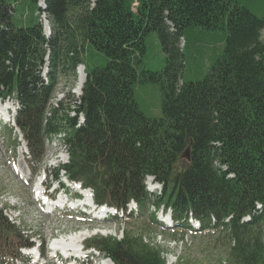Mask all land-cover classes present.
I'll list each match as a JSON object with an SVG mask.
<instances>
[{
    "label": "trees",
    "instance_id": "obj_1",
    "mask_svg": "<svg viewBox=\"0 0 264 264\" xmlns=\"http://www.w3.org/2000/svg\"><path fill=\"white\" fill-rule=\"evenodd\" d=\"M28 7L32 26L14 22L18 2ZM45 0L52 36L38 23V0H0V98L17 93L16 123L36 161L44 154V113L57 75L84 63L90 51L107 65L89 70L81 104L85 124L69 120L71 179L94 189L96 202L121 209L138 203L144 216L152 201L146 177L162 185L155 204L166 205L176 221L192 213L207 225L234 217L232 258L238 264H263L264 212L248 224L241 219L257 203L264 207V6L252 0ZM155 33L166 57L161 72L142 66L145 40ZM183 42V47L181 44ZM50 50V83L40 77ZM212 53L210 71L200 82L187 81L192 59ZM86 55V56H85ZM137 83L159 85L162 117L139 108ZM1 87L3 90H1ZM190 148L189 160L181 159ZM217 163V167H215ZM227 167V171L221 170ZM221 168V169H220ZM233 175V177H229ZM28 246L0 214V264L20 258ZM114 264H165L141 238L95 240Z\"/></svg>",
    "mask_w": 264,
    "mask_h": 264
},
{
    "label": "built area",
    "instance_id": "obj_2",
    "mask_svg": "<svg viewBox=\"0 0 264 264\" xmlns=\"http://www.w3.org/2000/svg\"><path fill=\"white\" fill-rule=\"evenodd\" d=\"M42 1L40 9L44 11L46 5L44 0ZM95 4L96 1L92 0V7ZM138 7L139 1L131 0L133 14H137ZM40 22L43 26L48 25L45 13L42 14ZM48 36L49 33H47ZM47 74L48 63L41 69V77L46 84H48ZM70 78L73 80L69 96L72 95L77 101H73V104L68 105L69 110H65L64 101L68 97L67 93H63L65 95L63 98H59L56 89L51 96L45 110L43 125L44 127L52 125L55 129L45 137V155L40 165L42 169L37 176L32 174L27 164L32 161V157L23 136L17 128L15 129V139L12 141L17 146L10 147L5 163L13 176L20 182L19 185L26 194H14L15 197L0 198V211L20 231L25 240L36 246V249L45 242L51 256L55 253L62 255L63 252H66V256L69 258L77 257L78 264L86 261L89 256H91L90 264H112L110 259L96 250L84 252L83 244L97 236L112 237L119 242L122 241L125 235L127 215L137 213L138 208L134 202L127 205L126 210L98 205L95 202L93 190L86 189L81 182L70 179L66 170L70 164V145L67 142L70 134L68 121L77 119L76 129L82 127L85 122L84 114L76 109V105L81 103L82 90L87 78L85 66L78 65L75 70L71 71ZM58 80L63 81V75L59 76ZM1 90H3L2 87ZM15 149H17L16 153ZM0 159L2 163L5 161L2 157ZM20 160L26 166L27 173H23L19 168ZM30 181H33L31 186L29 185ZM25 209L26 213H24ZM27 210H31L33 216L29 215L28 217ZM262 211V205L256 204L252 216H257ZM163 212L162 209L157 220L167 226H173L170 215L163 217ZM55 213L56 216H54ZM232 218L231 216L226 219L225 224H229ZM250 220L251 216H248L241 222L248 223ZM213 221L215 222V219ZM64 222H75L83 225L84 229L77 231L73 227L61 225ZM185 225L189 226L191 230L199 231L202 228L201 222L191 217L185 222ZM220 230L225 231V227H221ZM188 232L192 234V231ZM144 242L146 243V239ZM235 245V241L232 240L230 248L233 249ZM21 252L23 255L36 258L35 249H22ZM77 263L70 261L69 264Z\"/></svg>",
    "mask_w": 264,
    "mask_h": 264
},
{
    "label": "rangeland",
    "instance_id": "obj_3",
    "mask_svg": "<svg viewBox=\"0 0 264 264\" xmlns=\"http://www.w3.org/2000/svg\"><path fill=\"white\" fill-rule=\"evenodd\" d=\"M5 1L9 4H14V0ZM252 1L255 6H258L259 4L264 6V0ZM37 4H39V2ZM26 7L28 6L20 1L18 2L16 11L13 12L14 22L16 24L19 23L20 26L24 27L33 25L30 20V13ZM36 16H38L37 13ZM261 41L264 43V30L261 34ZM145 45L146 53L142 67L147 71L161 72L165 68L166 57L162 51L157 35L155 33L148 35L145 40ZM181 47H183V42ZM211 55L212 53L210 54L206 51L203 56L200 55L198 58L189 61L187 67L184 69V78L191 82L202 81L213 64L209 58ZM85 62L86 67H88L89 70L102 69L107 65V59L104 55L92 50L87 58H85ZM70 76L71 72L66 70V74L63 75L64 80L59 81L57 79V84L54 89V91L57 89L56 92L59 95V98H63V96H65L63 93H67L68 97L64 101L65 110L68 109L69 104H73V101H77L72 95L69 96L73 80ZM134 97L140 110L148 118L159 119L162 117L163 95L159 85L137 83L134 87ZM11 134L12 131L6 126L0 124V157L5 159L3 163L0 159V198L3 199L15 197L14 194H26V192L20 187V182L13 176L11 170L5 163L9 149L11 145H13ZM16 151L17 149H15V153ZM41 164L42 162L39 165ZM39 165H36L34 176H37L40 169H42ZM217 165L218 164L215 163V167H217ZM224 169L225 167L221 170ZM147 185H149L148 180L146 181V186ZM156 190L157 197L163 196L164 192L162 186L157 187ZM24 213H26V209ZM29 215L33 216L31 210H27V216L29 217ZM61 225L73 227L77 231L84 229L83 225L75 222H64ZM126 233L139 238L143 236V239H146L147 244L158 247L157 250L162 254L166 264H221L223 261L224 264H238L232 258L230 242L233 238L231 234L228 233L214 236L207 232L202 234L196 233L193 235H188L187 232L181 230L166 232L156 226L147 214L143 217L129 221L126 225ZM262 237H264V227L262 229Z\"/></svg>",
    "mask_w": 264,
    "mask_h": 264
},
{
    "label": "bare ground",
    "instance_id": "obj_4",
    "mask_svg": "<svg viewBox=\"0 0 264 264\" xmlns=\"http://www.w3.org/2000/svg\"><path fill=\"white\" fill-rule=\"evenodd\" d=\"M46 49L48 48L47 46L45 47ZM43 83V82H42ZM44 84V83H43ZM8 114L11 116L12 115V108L11 105H5L3 107L0 106V118L4 121H8ZM19 168L23 173H27L26 166L24 163L20 160V166ZM154 189V188H153ZM156 190V189H155Z\"/></svg>",
    "mask_w": 264,
    "mask_h": 264
},
{
    "label": "water",
    "instance_id": "obj_5",
    "mask_svg": "<svg viewBox=\"0 0 264 264\" xmlns=\"http://www.w3.org/2000/svg\"><path fill=\"white\" fill-rule=\"evenodd\" d=\"M189 155H190V148H187L186 152L182 155L181 159L189 160Z\"/></svg>",
    "mask_w": 264,
    "mask_h": 264
}]
</instances>
